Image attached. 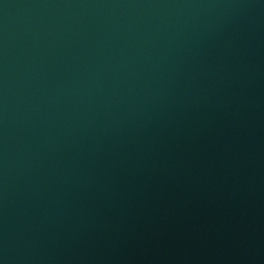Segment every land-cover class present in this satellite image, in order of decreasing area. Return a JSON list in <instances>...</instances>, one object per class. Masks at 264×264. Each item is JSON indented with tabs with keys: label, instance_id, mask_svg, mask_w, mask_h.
<instances>
[{
	"label": "water",
	"instance_id": "water-1",
	"mask_svg": "<svg viewBox=\"0 0 264 264\" xmlns=\"http://www.w3.org/2000/svg\"><path fill=\"white\" fill-rule=\"evenodd\" d=\"M0 264H264V0H0Z\"/></svg>",
	"mask_w": 264,
	"mask_h": 264
}]
</instances>
